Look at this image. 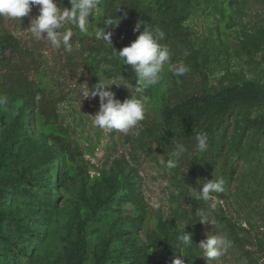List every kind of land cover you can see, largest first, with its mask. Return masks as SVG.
Listing matches in <instances>:
<instances>
[{"label":"rangeland","instance_id":"rangeland-1","mask_svg":"<svg viewBox=\"0 0 264 264\" xmlns=\"http://www.w3.org/2000/svg\"><path fill=\"white\" fill-rule=\"evenodd\" d=\"M159 6L166 13L152 24ZM38 14L32 6L19 19L0 16V95L8 98L0 107V193L9 188L0 196V264H67L79 226L81 264H173L176 257L183 264H264V100L234 106L203 153L195 138L166 136L162 123L165 107L192 94L253 81L264 96V0H101L88 33L72 25L57 30L73 32L71 51L53 47L46 33L32 36ZM107 18L118 23L106 25ZM102 29L110 45L96 39ZM146 29L165 33L160 44L169 61L157 85L136 93L135 70L118 51ZM180 64L189 71L176 76L169 68ZM100 80L114 82L107 90L115 99L144 102L145 119L128 134L93 125L101 101L83 92ZM21 113L24 137L5 155L3 140ZM176 144L187 151L170 170ZM218 177L225 191L212 194L217 208L200 222L197 212L210 202L195 195ZM183 232L191 246L176 238ZM208 235L230 241L219 260L198 248Z\"/></svg>","mask_w":264,"mask_h":264},{"label":"clouds","instance_id":"clouds-1","mask_svg":"<svg viewBox=\"0 0 264 264\" xmlns=\"http://www.w3.org/2000/svg\"><path fill=\"white\" fill-rule=\"evenodd\" d=\"M69 3L70 7L61 9L55 0H0V16L19 19L26 16L31 11L32 6H39V14L31 21L29 27L32 36L36 40H40L46 33V40L50 41L53 47L59 48L63 45L66 50L71 51L70 40L73 32L66 29L61 33L57 30L65 25H72L78 28L80 32L88 33L90 17L93 18L98 13L101 0H69ZM105 23L114 26L118 22L112 18H107ZM136 28H139V24ZM155 32L158 33V36H154L153 30L146 29L128 46L118 51L122 62L131 65L135 70L137 76L136 93L157 85L160 82L164 66L169 61L168 48L160 44L165 33L159 29ZM95 37L98 40L102 39L109 45L111 44L110 33H105L103 29L95 31ZM169 70L176 76H182L189 71V68L180 64L177 67H170ZM112 83L100 80L91 92L86 90L83 95L84 97L98 95L100 98V110L93 116L95 127L105 131H119L128 134L130 130L136 128L140 121L145 119V105L141 99L133 95L123 102L115 99L114 93L107 90ZM105 98H107L106 103L104 102ZM7 103L8 98L0 95V107L6 106ZM134 134L139 136L140 130H136ZM208 140V134L205 132L195 135L196 146L201 153L207 150ZM186 151L184 144H176L175 149L170 153L166 167L170 170L176 168L177 162ZM225 184V179L218 177L207 179V182L199 187L195 195L196 198L210 203L207 211L200 210L197 212L200 217L198 221L209 222V215L219 203L212 194L223 193ZM176 238L182 239L186 246L192 245L189 233L183 232ZM229 247L230 241L221 235H208L206 240L198 244L199 250L208 261L219 260L226 254ZM173 264H183V261L176 257L173 259Z\"/></svg>","mask_w":264,"mask_h":264},{"label":"trees","instance_id":"trees-1","mask_svg":"<svg viewBox=\"0 0 264 264\" xmlns=\"http://www.w3.org/2000/svg\"><path fill=\"white\" fill-rule=\"evenodd\" d=\"M166 13V8L159 6L156 14L152 18V24L161 19ZM183 17L174 20L180 23ZM264 100L262 88L253 81H242L233 85L222 87L214 93L192 94L179 102L167 106L162 111V123L164 134L168 137L189 140L195 138L197 133L205 132L208 135L214 131L217 124L220 123L238 104L249 107L259 106ZM23 115L17 114L9 127V131L3 140L2 152L5 155L10 154L13 145L24 137V131L21 130ZM264 126V119L260 122ZM46 156L54 158L55 154L49 149L46 150ZM9 188L3 187L0 196L8 193ZM84 222V221H83ZM3 245L12 246V244L2 238ZM85 246V235L82 232V226L77 229V238L74 242V251L69 254L67 264H72L74 259L82 263V253ZM102 260H97L96 264H101Z\"/></svg>","mask_w":264,"mask_h":264}]
</instances>
